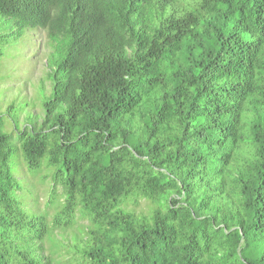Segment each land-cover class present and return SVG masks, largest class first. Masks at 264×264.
<instances>
[{
  "label": "trees",
  "instance_id": "16d2710c",
  "mask_svg": "<svg viewBox=\"0 0 264 264\" xmlns=\"http://www.w3.org/2000/svg\"><path fill=\"white\" fill-rule=\"evenodd\" d=\"M30 30L50 84L0 114V264H264V0H0V44Z\"/></svg>",
  "mask_w": 264,
  "mask_h": 264
},
{
  "label": "rangeland",
  "instance_id": "374dc122",
  "mask_svg": "<svg viewBox=\"0 0 264 264\" xmlns=\"http://www.w3.org/2000/svg\"><path fill=\"white\" fill-rule=\"evenodd\" d=\"M11 31L15 33L16 29L13 28ZM45 44L46 38L33 30L23 31L20 37H11L7 44H0V114L5 124V133L9 130L15 131V125H17L18 130L21 127V122L17 124L14 115L6 112L7 107L12 103L19 102L17 107L23 112L28 111V106L32 110V105L42 100L40 87L42 85L46 89L49 87L47 62L50 60L51 54ZM18 120L21 121L22 117H19ZM15 138L14 135L13 139ZM11 163L14 166L16 164L14 159ZM41 165L36 176L29 175L25 171L22 176L18 175L20 200L21 198L24 199L28 194L26 191L29 190L34 194V199L35 196L38 197L39 195L38 201L35 200L33 204L29 199L27 200L28 209L35 211L39 208L43 209V203L47 198L43 191L45 187L51 184L53 177V170L45 168V162H42ZM42 176L46 178L45 181L40 180Z\"/></svg>",
  "mask_w": 264,
  "mask_h": 264
}]
</instances>
